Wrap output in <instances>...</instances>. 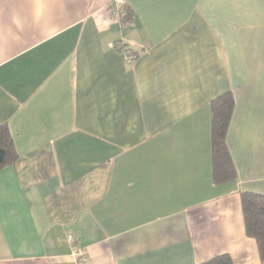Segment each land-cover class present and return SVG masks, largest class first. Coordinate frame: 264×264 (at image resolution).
<instances>
[{
	"label": "crops",
	"instance_id": "obj_1",
	"mask_svg": "<svg viewBox=\"0 0 264 264\" xmlns=\"http://www.w3.org/2000/svg\"><path fill=\"white\" fill-rule=\"evenodd\" d=\"M119 1L0 0L18 153L0 169V264H262L241 194H264V0ZM226 92L238 177L215 184Z\"/></svg>",
	"mask_w": 264,
	"mask_h": 264
},
{
	"label": "trees",
	"instance_id": "obj_2",
	"mask_svg": "<svg viewBox=\"0 0 264 264\" xmlns=\"http://www.w3.org/2000/svg\"><path fill=\"white\" fill-rule=\"evenodd\" d=\"M120 19L126 22L132 21V12L129 8L121 7ZM132 57L137 55L131 51ZM212 108V143H213V177L215 184H225L237 179L236 167L233 164L226 142L228 128L234 112V96L226 92L214 99ZM18 159L14 140L7 125H0V169ZM242 211L246 234L254 238L259 247V255L264 264V194L255 192H242ZM232 258L219 256L206 264H232Z\"/></svg>",
	"mask_w": 264,
	"mask_h": 264
},
{
	"label": "built area",
	"instance_id": "obj_3",
	"mask_svg": "<svg viewBox=\"0 0 264 264\" xmlns=\"http://www.w3.org/2000/svg\"><path fill=\"white\" fill-rule=\"evenodd\" d=\"M119 3L122 4L123 2L120 0ZM130 52H131V50L126 51L125 53L129 56V55H131ZM70 239H71V240H74V237H73L72 235H70Z\"/></svg>",
	"mask_w": 264,
	"mask_h": 264
}]
</instances>
